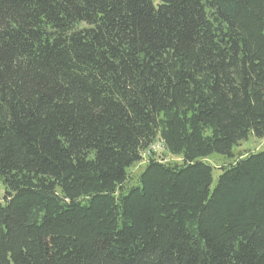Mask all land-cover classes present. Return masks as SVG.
I'll list each match as a JSON object with an SVG mask.
<instances>
[{
	"label": "trees",
	"instance_id": "1",
	"mask_svg": "<svg viewBox=\"0 0 264 264\" xmlns=\"http://www.w3.org/2000/svg\"><path fill=\"white\" fill-rule=\"evenodd\" d=\"M251 135L264 0H0V264H264Z\"/></svg>",
	"mask_w": 264,
	"mask_h": 264
},
{
	"label": "rangeland",
	"instance_id": "2",
	"mask_svg": "<svg viewBox=\"0 0 264 264\" xmlns=\"http://www.w3.org/2000/svg\"><path fill=\"white\" fill-rule=\"evenodd\" d=\"M234 155L236 158L244 156L249 152L255 153L264 150V138H257L254 135H251L248 139L241 142L240 145L235 146ZM154 153L156 159L174 163L180 162L181 158L178 156H172L168 151H166L163 145L159 142L155 144L149 151H146L143 155V161L138 163L128 171L130 175L131 184L136 183L138 176L145 170L146 163L148 162L150 153ZM205 161L211 164L214 167L213 178L215 179V184L218 182V176L221 174L219 169L221 166L229 164L231 159L220 154H214L205 159ZM6 193V187L0 182V204L4 202V196Z\"/></svg>",
	"mask_w": 264,
	"mask_h": 264
}]
</instances>
